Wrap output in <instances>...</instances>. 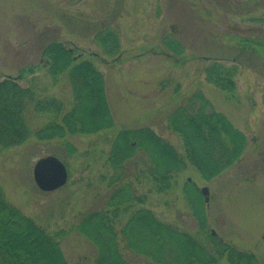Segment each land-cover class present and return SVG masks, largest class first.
I'll use <instances>...</instances> for the list:
<instances>
[{"label": "rangeland", "instance_id": "374dc122", "mask_svg": "<svg viewBox=\"0 0 264 264\" xmlns=\"http://www.w3.org/2000/svg\"><path fill=\"white\" fill-rule=\"evenodd\" d=\"M105 29L116 32L115 56L93 41ZM243 39L264 44V0H0V82L34 84L42 101L59 102L61 117L71 107L70 85L65 75L52 80L42 56L48 44L59 42L93 61L114 121L112 129L49 140L31 137L2 149L0 188L6 201L48 231H68L84 214L107 208L112 192L130 183L141 207L180 232L196 233L197 220L184 194L191 184L206 234L263 264L264 53L242 48ZM214 60L237 66L234 100L206 81L204 69ZM196 92L245 134L239 160L210 179L186 162L174 189L157 193L137 174V159L139 167L150 162L136 150L120 171L121 180L110 183L115 170L109 150L118 130L148 128L183 153L166 116ZM26 113L32 130L51 120L43 110ZM48 155L65 164L68 180L58 190L42 192L32 169ZM59 242L67 264H94L95 247L76 231ZM121 250L127 264H155L122 244Z\"/></svg>", "mask_w": 264, "mask_h": 264}, {"label": "trees", "instance_id": "16d2710c", "mask_svg": "<svg viewBox=\"0 0 264 264\" xmlns=\"http://www.w3.org/2000/svg\"><path fill=\"white\" fill-rule=\"evenodd\" d=\"M93 41L107 55L119 52L115 30L105 29ZM242 48L253 47L254 53H264L262 42L243 39ZM178 49H173L177 52ZM47 72L53 79L66 76L71 91V107L61 117L59 102L42 101L34 84L21 87L12 79L0 82V151L16 146L29 138H64L66 134H92L112 129L114 121L109 113L103 77L91 59H82L74 50L59 42L50 43L43 50ZM205 79L223 93L235 99L237 66L216 62L204 69ZM50 113V121L38 130L28 124L27 111ZM167 117L169 130L182 142L183 153L158 137L148 128L118 130L109 150V163L114 181L120 171L142 150L150 162L141 167L135 161L137 174L145 176L149 187L164 193L176 186V175L185 163L193 165L204 179L221 174L234 165L246 147L245 134L232 125L221 113L212 110L199 92L191 94ZM131 140H134L133 144ZM109 178V179H110ZM121 180V179H120ZM130 183L120 185L109 197L107 208L84 214L70 230L85 237L96 249L94 264H127L121 244L134 254L146 256L155 264H256L250 253L240 252L203 230L200 199L191 186L184 188L186 200L197 220L196 233L180 232L177 227L160 220L151 210L141 207L142 200L133 192ZM70 230L48 231L8 203L0 188V264H67L60 248V240ZM264 264V257L262 258Z\"/></svg>", "mask_w": 264, "mask_h": 264}, {"label": "water", "instance_id": "95a60500", "mask_svg": "<svg viewBox=\"0 0 264 264\" xmlns=\"http://www.w3.org/2000/svg\"><path fill=\"white\" fill-rule=\"evenodd\" d=\"M32 176L36 187L42 192L58 190L68 180L65 164L59 158L52 155L44 156L36 160L33 165ZM201 193L206 195L207 188H201Z\"/></svg>", "mask_w": 264, "mask_h": 264}]
</instances>
